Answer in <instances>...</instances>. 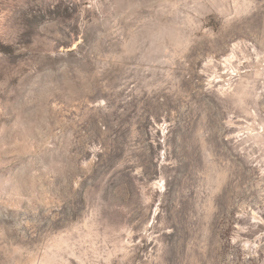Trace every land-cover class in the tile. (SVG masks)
I'll return each instance as SVG.
<instances>
[{"label": "rangeland", "instance_id": "rangeland-1", "mask_svg": "<svg viewBox=\"0 0 264 264\" xmlns=\"http://www.w3.org/2000/svg\"><path fill=\"white\" fill-rule=\"evenodd\" d=\"M0 264H264V0H0Z\"/></svg>", "mask_w": 264, "mask_h": 264}]
</instances>
